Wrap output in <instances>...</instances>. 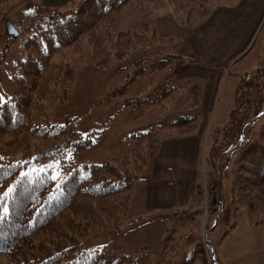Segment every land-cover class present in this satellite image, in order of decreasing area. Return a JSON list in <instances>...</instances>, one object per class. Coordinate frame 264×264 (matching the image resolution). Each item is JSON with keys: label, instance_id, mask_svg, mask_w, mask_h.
I'll return each instance as SVG.
<instances>
[{"label": "rangeland", "instance_id": "374dc122", "mask_svg": "<svg viewBox=\"0 0 264 264\" xmlns=\"http://www.w3.org/2000/svg\"><path fill=\"white\" fill-rule=\"evenodd\" d=\"M35 1L12 0L0 18V51H4L0 61V105L14 96L13 77L19 62L26 58L21 31L34 19L32 5L46 7L42 0ZM66 4L55 9L61 10ZM6 20L19 31L18 40L5 34ZM145 25L157 32L158 41L147 48L125 52L123 59L106 55L95 61L92 45L83 42L81 53L68 58L75 73L69 100L63 104L45 103L44 112L34 115L32 123L62 125L68 119L82 136L90 135V147L70 160L76 165L121 158L124 138L134 131L162 129V142L179 143L176 139L181 138L179 144H192L200 156L196 166L199 178L195 177V164L191 165L192 182L193 177L196 185L200 181L197 197L196 191L194 194L198 207L194 211L187 210L189 207L176 211L172 217L181 220L183 227L172 226L174 231L200 236L203 254L196 264H264V185L247 188L240 178L233 180L229 171L223 175L219 171L221 162L212 151L220 145L217 129L221 130L229 120L240 78L254 73L264 62V0H147L140 6L130 1L121 8L109 33L117 35ZM168 57L176 58L173 70L152 69V63ZM137 68L144 71L140 78L135 74ZM195 85L201 96L195 102L189 101L186 98ZM162 87L178 89L174 102L165 109L151 111V105L135 103L154 101L152 94ZM130 101L133 103L125 106ZM184 116L196 120L179 129L167 127ZM263 124V118L253 123L252 132H258ZM33 143L28 133H22L14 145L0 149V158L22 161L24 149ZM28 170L49 171L57 182L69 171L66 163L59 166L54 160L32 163ZM141 184L142 174L133 188L135 203L128 217L133 222L113 242L107 231L95 234L98 246L108 245L126 255L138 249L151 253L162 250L158 222L153 218L134 219L136 211L137 217H143L136 205ZM206 197L211 202L205 213ZM215 220L212 231L210 226ZM0 264H9L5 255L0 254Z\"/></svg>", "mask_w": 264, "mask_h": 264}, {"label": "trees", "instance_id": "16d2710c", "mask_svg": "<svg viewBox=\"0 0 264 264\" xmlns=\"http://www.w3.org/2000/svg\"><path fill=\"white\" fill-rule=\"evenodd\" d=\"M11 1L0 0V18ZM130 1L140 6L147 0H69L61 10L32 5L34 19L21 31L26 58L13 77L14 96L0 105V149L14 145L22 133L34 140L23 151V164L0 158V210L7 209L0 212V254L9 264H196L203 254V243L195 232L178 235L172 230L159 253L138 249L127 255L108 245L98 246L99 237H93L107 231L113 242L133 222L128 219L133 188L148 161L160 151L162 129L126 136L121 158L76 165L70 160L90 147V135L82 136L68 119L62 125L32 123L34 115L44 112L45 103L69 100L75 73L68 58L81 53L83 42L92 45V58L99 61L106 55L123 59L125 52L158 41L157 32L146 25L109 33ZM3 57L0 51V61ZM175 59L168 57L151 67L173 70ZM135 74L140 78L144 71L137 68ZM177 93L176 88L162 87L152 94L154 101L135 103L149 104L151 111L165 109ZM200 96L195 85L186 99L195 102ZM233 103L226 126L217 129L220 145L212 149L221 162L219 171L223 175L229 171L233 180L240 178L247 188L264 185V124L252 132L253 123L264 119V62L240 78ZM195 120L178 117L167 127L179 129ZM48 160L67 164L69 171L61 181H55L49 171L28 170L32 163ZM22 171L27 174L21 176ZM9 185L12 190L3 195Z\"/></svg>", "mask_w": 264, "mask_h": 264}, {"label": "crops", "instance_id": "0c3cea01", "mask_svg": "<svg viewBox=\"0 0 264 264\" xmlns=\"http://www.w3.org/2000/svg\"><path fill=\"white\" fill-rule=\"evenodd\" d=\"M68 1L42 0L41 2L44 6L55 9L58 6L65 5ZM176 140L179 143L182 141L181 138ZM179 143L172 140L161 141L159 153L151 159V161L154 159L152 162L147 163V171L142 173V184L137 198L136 205H138L140 216L143 217H137L136 211L134 219L153 218L154 221L158 222L160 244H164L169 232L174 230V226H176L175 229L183 227L181 220H174L172 217L176 211L185 210L186 207H189L187 210L194 211L198 207L196 197L200 181L196 185L193 177V184L191 165L194 163L195 167L199 166V152L192 144ZM199 176L200 173L198 175L196 167L195 177L199 178ZM194 194L196 197H194ZM134 201L132 196L128 217L129 214H132ZM169 225H171V228L168 227ZM176 233L179 232L176 231Z\"/></svg>", "mask_w": 264, "mask_h": 264}, {"label": "water", "instance_id": "95a60500", "mask_svg": "<svg viewBox=\"0 0 264 264\" xmlns=\"http://www.w3.org/2000/svg\"><path fill=\"white\" fill-rule=\"evenodd\" d=\"M4 30H5V34L9 37V38H17L19 37V31L17 30V28L14 26V24L12 22H10L9 20H6L4 22ZM228 162H226L227 165ZM222 175V174H221ZM214 227L212 228L213 231Z\"/></svg>", "mask_w": 264, "mask_h": 264}, {"label": "snow or ice", "instance_id": "6c2138e0", "mask_svg": "<svg viewBox=\"0 0 264 264\" xmlns=\"http://www.w3.org/2000/svg\"><path fill=\"white\" fill-rule=\"evenodd\" d=\"M19 163H21V164H23L24 162L23 161H21V162H19ZM27 174V172H24V171H22L21 173H20V175L21 176H24V175H26ZM53 179H56V176H53ZM12 190V186L11 185H9V188H8V190L3 194V195H7L8 194V192L9 191H11ZM0 198H2V196H0ZM7 211V209L6 208H4V209H2V210H0V212H6Z\"/></svg>", "mask_w": 264, "mask_h": 264}, {"label": "built area", "instance_id": "2783aa9c", "mask_svg": "<svg viewBox=\"0 0 264 264\" xmlns=\"http://www.w3.org/2000/svg\"><path fill=\"white\" fill-rule=\"evenodd\" d=\"M211 202V200H210V198H205V200H204V209H205V213H206V211H207V208H208V205H209V203ZM211 262H213V260L211 259Z\"/></svg>", "mask_w": 264, "mask_h": 264}]
</instances>
